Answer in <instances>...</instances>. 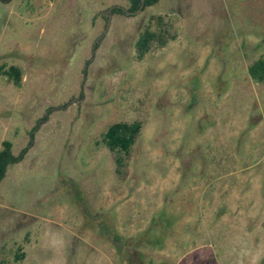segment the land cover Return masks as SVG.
<instances>
[{"label": "rangeland", "instance_id": "374dc122", "mask_svg": "<svg viewBox=\"0 0 264 264\" xmlns=\"http://www.w3.org/2000/svg\"><path fill=\"white\" fill-rule=\"evenodd\" d=\"M0 3V264H117L108 234L151 264H264V0ZM160 16L169 37L136 58ZM140 123L115 173L100 133ZM164 236V237H163ZM125 251L134 259V251Z\"/></svg>", "mask_w": 264, "mask_h": 264}, {"label": "trees", "instance_id": "16d2710c", "mask_svg": "<svg viewBox=\"0 0 264 264\" xmlns=\"http://www.w3.org/2000/svg\"><path fill=\"white\" fill-rule=\"evenodd\" d=\"M10 1L11 0H0V3L6 4ZM156 1L157 0H126L127 5L125 9L113 7L112 12L119 14L133 13L136 10H141L146 6L154 4ZM155 23L156 29L152 30L149 26H145L137 35L134 42L136 58H142L152 44L163 46L170 37L160 16L155 17ZM246 73L254 82L262 81L264 78V56L258 57L250 62L246 67ZM0 74L14 86H19L21 79L20 68L13 65H9L6 68L0 66ZM46 114L47 113L43 114L28 131V139L17 153L13 154L11 152L10 141L2 140L0 142V182L4 178L7 168L23 159L27 150L32 145L33 134L36 127L45 120ZM139 128L140 123L138 121H117L109 124L105 130L100 133L101 143L112 154L115 166L114 170L117 175L121 174L124 157L128 154L139 132ZM102 231L112 240L118 258L117 264H151L150 261L145 263L142 258V253L135 248L138 246L139 238L135 240H126L117 232L108 234L104 227H102ZM131 245L134 251V259L125 251L126 247H131Z\"/></svg>", "mask_w": 264, "mask_h": 264}]
</instances>
